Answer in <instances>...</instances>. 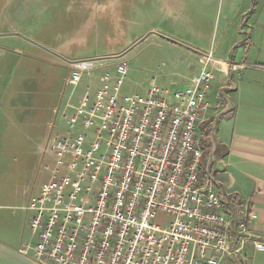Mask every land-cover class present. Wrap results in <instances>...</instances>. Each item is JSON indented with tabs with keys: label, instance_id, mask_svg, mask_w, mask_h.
<instances>
[{
	"label": "built area",
	"instance_id": "2783aa9c",
	"mask_svg": "<svg viewBox=\"0 0 264 264\" xmlns=\"http://www.w3.org/2000/svg\"><path fill=\"white\" fill-rule=\"evenodd\" d=\"M198 61L183 89L151 82L143 94L121 95L120 58L69 106L67 131L46 144L49 179L23 207L38 241L18 253L37 264H245L249 218L218 191L207 153L214 60ZM70 67L65 85L74 89L96 65Z\"/></svg>",
	"mask_w": 264,
	"mask_h": 264
},
{
	"label": "crops",
	"instance_id": "0c3cea01",
	"mask_svg": "<svg viewBox=\"0 0 264 264\" xmlns=\"http://www.w3.org/2000/svg\"><path fill=\"white\" fill-rule=\"evenodd\" d=\"M138 16L147 27L143 39L173 67L188 63L185 76L174 73L181 81L171 80L172 87H186L201 70L198 59L211 54L215 80L204 127L217 117L207 152L214 156L212 175L218 191L249 218L245 264H264V0H0V143L9 141L0 155L20 156L10 162L0 156V264H37L18 253L38 241L23 207L53 166L49 154L39 155L69 62L75 61L69 57L93 41H126ZM10 24L38 45L5 35ZM106 27H112V38L105 37ZM5 42L24 49L8 52ZM211 45L224 58H214Z\"/></svg>",
	"mask_w": 264,
	"mask_h": 264
},
{
	"label": "rangeland",
	"instance_id": "374dc122",
	"mask_svg": "<svg viewBox=\"0 0 264 264\" xmlns=\"http://www.w3.org/2000/svg\"><path fill=\"white\" fill-rule=\"evenodd\" d=\"M220 14L221 9L218 8L216 10V16L219 17ZM229 17L232 18V13L229 15ZM146 28L145 20L138 16L136 23L133 25V27L129 28V30H131L129 35L127 32L128 36L126 37V41H93L88 44L86 49L79 52L75 50L77 53L72 57H69L70 59L68 58L69 60H75L69 62L70 66L71 63L76 61H93V64L96 65V68L91 69L88 74H83L81 80L74 89L72 86H66L65 82L63 85H61L59 93L57 94V103L54 117H50L48 122L45 135L46 139L49 138L48 140H51V138L54 136L63 135L67 131L65 121L62 117L63 114H68L71 112L72 109L69 108V106H76L79 100L85 94H90V91L88 90L91 88V84L94 79L98 78L99 76L101 77L105 71L112 73L114 70L113 66L120 58H123L127 62L128 66V72L124 78L121 89V95L143 94V90L147 87L149 88L151 82H153V84L159 88H167L170 90L184 88H174L170 84L171 80H177V82L181 81V79L174 73H178L179 76H185V74H187L186 67L188 66V63L186 61H182V63L179 62L176 65L174 64L173 67V64L169 58L161 55L159 53V48L155 44H152L151 40L143 39L146 35ZM9 30L10 31L5 32V35H10V33H20L19 27L12 24L9 25ZM105 30V37L107 39L109 37L112 38V27H106ZM4 45L9 47L4 48V50L8 52H16L18 50L24 49L18 43L5 42ZM210 51L213 53L214 58H224L219 51L214 53L213 45H211ZM207 52L202 54H207ZM98 63H102V66H100L102 69H99L100 67L97 68ZM64 74H66V71L63 70V75ZM10 92L11 89L9 91V97L11 96ZM39 133L43 134V131L41 130ZM46 143L44 146L45 149L43 150L44 152L42 151L39 155H42V158L48 155L46 152ZM7 144H9V141L6 143H0V146L3 145V149H6ZM0 156H2L3 162L8 161V158L10 162L14 158L15 160H18L19 153H16V155L9 153V155L5 154V156Z\"/></svg>",
	"mask_w": 264,
	"mask_h": 264
},
{
	"label": "water",
	"instance_id": "95a60500",
	"mask_svg": "<svg viewBox=\"0 0 264 264\" xmlns=\"http://www.w3.org/2000/svg\"><path fill=\"white\" fill-rule=\"evenodd\" d=\"M0 35H4V34H0ZM10 35H15V36L21 37V38H23V39H25V40H27V41L33 43V44L38 45L36 42H34V41L28 39L27 37H25V36L22 35L21 33H10Z\"/></svg>",
	"mask_w": 264,
	"mask_h": 264
},
{
	"label": "trees",
	"instance_id": "16d2710c",
	"mask_svg": "<svg viewBox=\"0 0 264 264\" xmlns=\"http://www.w3.org/2000/svg\"><path fill=\"white\" fill-rule=\"evenodd\" d=\"M230 197V196H229ZM231 199V198H230Z\"/></svg>",
	"mask_w": 264,
	"mask_h": 264
}]
</instances>
